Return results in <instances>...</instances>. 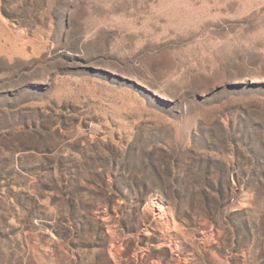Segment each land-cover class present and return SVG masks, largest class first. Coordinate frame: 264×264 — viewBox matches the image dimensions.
<instances>
[{
    "label": "rangeland",
    "instance_id": "1",
    "mask_svg": "<svg viewBox=\"0 0 264 264\" xmlns=\"http://www.w3.org/2000/svg\"><path fill=\"white\" fill-rule=\"evenodd\" d=\"M0 264H264V0H0Z\"/></svg>",
    "mask_w": 264,
    "mask_h": 264
}]
</instances>
